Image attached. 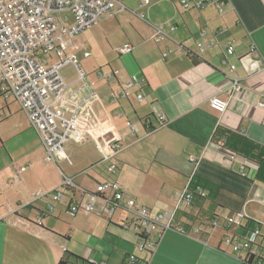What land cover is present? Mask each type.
I'll return each mask as SVG.
<instances>
[{
    "label": "crops",
    "instance_id": "0c3cea01",
    "mask_svg": "<svg viewBox=\"0 0 264 264\" xmlns=\"http://www.w3.org/2000/svg\"><path fill=\"white\" fill-rule=\"evenodd\" d=\"M142 1L116 0L125 8L90 27L98 30V39H107L105 55L110 57L104 62V73L116 72L109 81L98 77V87H108V104H102L89 78L64 97L66 106L87 112L95 123L107 126L108 142L120 140L126 144L116 156L114 173L106 171L104 162L98 163L101 153L96 148L97 131L91 129L82 142L68 140L54 163L73 179L74 190L64 192L58 201L41 198L25 204L33 191L21 175L31 166L27 160L25 170L16 172L18 181L9 180L17 198L0 202V264H57L68 254L99 264H126L130 255L144 264H255L244 260L242 252H230L221 237L224 233L244 236L255 222L264 223V158L250 162L210 142L214 129L221 125L264 147V109L256 105L264 99V68L249 75L237 61L253 44L252 56L264 62V0H223L222 15L213 5L183 9L180 0H171L172 4L149 0L140 5ZM158 25L167 36L155 43L152 35ZM90 28L77 36L81 48L75 56L86 51L81 35L86 36ZM204 29L205 40L214 39L215 44L199 53L196 42ZM117 33L120 35L115 37ZM228 41L235 50L230 59L236 64L233 72L220 65ZM125 42L132 45V52L119 54L116 49ZM166 50L170 52L163 58L161 52ZM121 55L128 56L125 63ZM132 74L145 80L140 90L143 100L137 102L131 97L120 101L119 106L110 103V91ZM232 77L242 84L236 92H231ZM213 96L227 101L224 112L209 106ZM3 100L0 122L12 118L16 133H25L31 140L23 158L34 156L41 162L44 151L26 115L13 99ZM154 109L165 115L166 124L136 141L130 138L123 117L116 116L124 112L127 118L139 120ZM119 118L121 130L114 120ZM109 125L116 136H110ZM87 144L92 145L91 153L85 151ZM0 148H4L1 139ZM39 179L44 186L41 190H50L60 183V174L56 180L44 174ZM102 179L116 180L136 205L146 206L151 215L172 212L175 194L188 184L192 189L202 187L208 195H194L190 203L181 201L171 227L162 231L152 249L141 251L127 227V211L117 209L111 217L67 211L71 200L89 201ZM97 200L93 201L97 204ZM241 211L248 217L244 227L225 228L224 218ZM40 215L39 225L36 219ZM212 219L218 225L211 229L208 224ZM195 226H201V231L194 233Z\"/></svg>",
    "mask_w": 264,
    "mask_h": 264
},
{
    "label": "built area",
    "instance_id": "2783aa9c",
    "mask_svg": "<svg viewBox=\"0 0 264 264\" xmlns=\"http://www.w3.org/2000/svg\"><path fill=\"white\" fill-rule=\"evenodd\" d=\"M148 1L143 0L140 5L147 4ZM179 5L183 9H203L207 5H213L219 15L224 13L223 0H180ZM124 8L121 3L117 5L116 0H0V97L16 101L26 115L44 151L42 164L54 165L56 157L60 155L68 140L82 142L89 130L95 129L98 138L96 148L101 153L98 163L104 162L106 171L114 173L116 156L126 144L120 140L108 142L107 126L104 123H95L87 112L66 106L64 97L76 89L77 84L87 83V78L75 62V52L81 48L76 42L77 36L95 26L101 19ZM199 35L200 38L196 42L199 53L215 44L214 39L205 40V29L200 31ZM166 36L162 25L154 27L152 40L155 43ZM116 50L119 54H128L132 52V45L125 42ZM234 51L232 41H228L224 45L220 60V65L228 68L230 72L236 69V64L230 61ZM254 51L255 47L250 44L248 53L237 57L238 63L249 75L264 68V62L252 56ZM169 52L170 50L162 51V57L165 58ZM82 55L89 57L90 53L83 51ZM69 64H74L78 73L70 83L60 72L61 68ZM115 74L113 70L107 74L98 71V77L107 81L115 77ZM144 82L143 78L130 75L122 85L110 91L109 102L119 106L120 101L130 100L131 97L141 102L144 97L140 90ZM230 85L231 92L242 88L236 77L231 78ZM208 103L218 112H224L227 107V101L217 96L211 97ZM256 105L264 109V99L258 100ZM116 116L123 117L129 136L135 141L166 124L165 115L158 113L156 109L139 120L127 118L124 112L116 113ZM18 170H25V166ZM59 171L60 183L56 188L31 192L30 199L25 204L41 198L58 201L63 198L64 192L74 190L76 185L73 179ZM194 195L206 197L208 192L200 186L192 189L188 184L182 192L175 194L176 204L172 212L151 215L146 206L136 205L134 198L122 190L116 180L102 179L96 183L91 195L93 200L98 199L97 204L93 200H71L67 211L70 214L83 211L97 217H111L117 209L127 211V227L134 233L135 246L142 251L155 246L162 231L171 227L174 211L179 203H190ZM51 209L49 204L48 210ZM41 219L42 215L37 217V224H41ZM244 220H248L244 212H233L224 218V227H244ZM217 225L215 219L210 220L208 224L211 229ZM200 231L201 226L193 227L194 233ZM221 243L232 253L242 252L244 260L262 264L264 223L255 222L244 236L224 233ZM126 264L144 263H139L134 255H130Z\"/></svg>",
    "mask_w": 264,
    "mask_h": 264
},
{
    "label": "rangeland",
    "instance_id": "374dc122",
    "mask_svg": "<svg viewBox=\"0 0 264 264\" xmlns=\"http://www.w3.org/2000/svg\"><path fill=\"white\" fill-rule=\"evenodd\" d=\"M171 4V0H168ZM122 4V3H121ZM91 29V28H90ZM89 29V30H90ZM97 29L93 28L89 31V33L93 32L94 35L86 34L81 37L83 38L82 43L84 49L88 51L90 54L89 57H83L81 51L75 56V62L77 66L82 71L83 75L86 78H89L90 84L92 83L97 92L98 96L101 99L102 104L105 106L107 103L106 95H107V86L102 85L98 87V71H102L103 73L107 71L106 60H109L110 56L105 55L107 39L99 38L97 34ZM87 33V32H86ZM120 34L117 33L115 37H118ZM85 38V39H84ZM122 56V63H125V59L128 57L127 55ZM119 63V62H118ZM120 66L121 63H119ZM74 64L66 65L61 68V74L64 76L66 80H74L76 78L77 70H75ZM4 98L0 97V109L4 103ZM117 124V129H122V121L121 119H114ZM110 124V123H109ZM123 131V130H122ZM110 136L113 137V134L116 136V130L114 131L113 127L109 125ZM0 136H2L1 142L4 145V148H0V202L6 201L9 199L17 198V194H15L9 187V180H17L16 172L17 170L25 165L27 160L31 161V166L26 169L23 173H21L23 180L25 179L27 182V186L34 191H38L44 188L41 183L39 177L41 174H44L48 177L49 180H56L60 171L57 169L55 165H44L40 161L29 157V159L23 158V156L30 150L31 140H27L26 134H17L14 129V121L12 118L0 122ZM92 145L87 144L85 147V151L91 153ZM95 153V152H92ZM99 156V153H98ZM41 160V159H40ZM15 165V170L13 165ZM25 178V179H24ZM58 186V185H57ZM22 189L21 186H18ZM90 200H93L91 198ZM82 212V211H78ZM77 212V213H78ZM80 216V215H79Z\"/></svg>",
    "mask_w": 264,
    "mask_h": 264
},
{
    "label": "trees",
    "instance_id": "16d2710c",
    "mask_svg": "<svg viewBox=\"0 0 264 264\" xmlns=\"http://www.w3.org/2000/svg\"><path fill=\"white\" fill-rule=\"evenodd\" d=\"M211 144L218 145L250 162H257L264 158V147L250 141L241 134L229 128L218 125L212 134ZM250 262V261H249ZM57 264H93L84 259L68 254L59 259Z\"/></svg>",
    "mask_w": 264,
    "mask_h": 264
},
{
    "label": "bare ground",
    "instance_id": "6f19581e",
    "mask_svg": "<svg viewBox=\"0 0 264 264\" xmlns=\"http://www.w3.org/2000/svg\"><path fill=\"white\" fill-rule=\"evenodd\" d=\"M122 189V188H121Z\"/></svg>",
    "mask_w": 264,
    "mask_h": 264
}]
</instances>
